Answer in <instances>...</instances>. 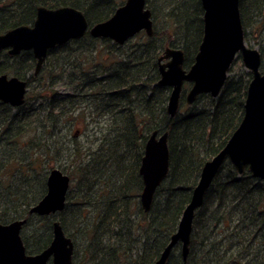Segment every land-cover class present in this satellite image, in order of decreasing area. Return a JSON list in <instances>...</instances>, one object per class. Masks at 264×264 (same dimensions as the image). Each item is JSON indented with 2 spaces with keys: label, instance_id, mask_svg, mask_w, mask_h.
Instances as JSON below:
<instances>
[{
  "label": "trees",
  "instance_id": "obj_1",
  "mask_svg": "<svg viewBox=\"0 0 264 264\" xmlns=\"http://www.w3.org/2000/svg\"><path fill=\"white\" fill-rule=\"evenodd\" d=\"M123 2L0 0V34L17 25H32L38 6L74 7L91 26L108 19ZM146 4L152 12L153 35L138 33L132 43H124L129 50L108 39H102L107 49L97 50L92 42L96 39L87 32L48 51L46 59L55 55L54 63L61 51L74 58L69 69L78 73L69 74L77 85L71 92L57 93L52 81L47 95L26 92L20 106L0 101V223L26 219L21 237L27 253L49 244L57 220L73 242L74 264L80 263L75 255L77 232L90 238L83 249V264H152L176 231L203 163L224 146L241 121L251 75L231 68L232 75L228 74L215 98L201 94L193 104L184 105L190 86L185 83L178 112L168 115L170 88L157 84V58L166 47H175L184 53V68L193 63L203 34V9L200 0H160L155 5L161 10L151 0ZM239 11L244 39L255 32L264 65V0H239ZM158 16L162 21H157ZM106 57L108 62L100 60ZM7 59L13 61L11 66L6 65ZM34 67L30 50L15 56L0 51V74L26 79L28 86L36 79ZM84 101L94 116H106L112 137L105 135L94 152L81 153L76 144L69 169L63 171L71 178L70 186L79 185L78 193L72 197L68 191L64 208L56 214H30L29 208L46 193L50 161L60 155L51 137L60 128L59 121L71 118ZM153 130L168 132L169 171L145 212L139 201L138 171L144 143ZM33 219L41 223L32 226ZM28 228L34 248L25 236ZM104 237L114 241L104 243ZM127 252L134 253L130 261L124 256ZM166 264H183L180 245L173 248ZM186 264H264V180L248 169L238 175L229 161L223 163L195 213Z\"/></svg>",
  "mask_w": 264,
  "mask_h": 264
},
{
  "label": "water",
  "instance_id": "obj_2",
  "mask_svg": "<svg viewBox=\"0 0 264 264\" xmlns=\"http://www.w3.org/2000/svg\"><path fill=\"white\" fill-rule=\"evenodd\" d=\"M203 9V34L193 63L184 68L181 48L166 47L157 58L159 86L170 88L166 111L173 117L179 109L185 82L191 83L185 95L192 104L198 95L206 93L216 97L237 56L251 73L243 103V115L237 128L224 146L200 170L199 179L191 191L177 229L159 257L152 264H166L174 246L180 245L183 264L189 253L193 220L202 207L205 195L225 161H229L238 175L245 169L255 178L264 180V69L261 54L248 47L239 11V0H200ZM144 31L153 35V18L146 0H124L106 20L91 26L82 11L71 6L47 8L38 6L32 25H17L0 34V51L11 56L30 50L35 59L37 75L55 46L81 39L87 32L93 38H107L124 44ZM27 80L6 73L0 74V101L17 107L24 103ZM168 132L153 130L147 137L139 165L142 189L139 201L142 209L150 210L155 192L169 171ZM70 177L58 168L46 176V193L29 208L30 214L39 216L56 214L66 202ZM26 219L0 223V264H73L74 245L59 221L52 223L49 244L34 254H28L21 237Z\"/></svg>",
  "mask_w": 264,
  "mask_h": 264
},
{
  "label": "rangeland",
  "instance_id": "obj_3",
  "mask_svg": "<svg viewBox=\"0 0 264 264\" xmlns=\"http://www.w3.org/2000/svg\"><path fill=\"white\" fill-rule=\"evenodd\" d=\"M151 1H152L153 7H155L156 10H159V9L161 10L160 6L155 5L159 3L160 0H151ZM157 21L159 22L162 21V18L158 16ZM133 41H129V43H132ZM81 42L88 43L91 41L82 40ZM92 42L98 45L97 47H95V49L97 50L104 51L107 49V47L103 45L104 41L96 39ZM245 42L248 47L257 48V49L258 47H260L258 45L259 39L257 38V36H255V32L246 35ZM109 44L113 46L111 43ZM124 49L129 50L127 46H125ZM130 50H132V48ZM4 54L5 52H3L2 54L3 57H4ZM53 56L45 60V63L42 66L43 68L35 76L36 79L28 84L27 93L28 94L30 93V96H35L38 92H41V94L47 95V91L50 90V87H49L50 82L52 81H54V84H56L53 87V90L63 95L71 92L72 88L77 85L74 81V78H73V82H71V79L73 76L71 77V75L69 74V72L71 71H74L76 74L78 73V69H74V68L72 70L69 69V67L72 65L74 58L70 56L67 58L66 52L61 51L59 61L57 63H54L52 59ZM7 60L8 61L6 62V65L11 66L13 64V61H11V59H7ZM100 60L108 62L109 57H106V59H100ZM107 62L105 63V66H108ZM101 64L102 63L100 62L98 63L99 66ZM231 69H232L231 72H248V70L244 67L240 57H237L234 60L231 66ZM63 70H65L64 74H62ZM231 72L228 74L232 75ZM7 75L12 76L10 73H8ZM184 105H187L186 102H184ZM64 117L59 121L60 128H58L57 130L55 129V134L51 137V140L57 141V146L60 149V155L50 161L51 166L47 168V173L49 172V170H51L54 167L60 169L61 171H63V169H66V170L69 169L66 166H68L69 161L73 158L72 152L76 144L78 146V150L81 151V153L84 151L85 153L88 151L94 152L96 151L97 147L99 146V144L101 143L105 135H106V138L112 137L111 135H108L107 133L108 122L106 121V116H99V117L94 116L93 113L89 112V108L85 101L80 103L78 107L76 108V110L73 111L71 118H68L66 116ZM112 183H113V180H112ZM70 187L73 188L72 190L71 188L69 189L70 196L73 197L78 193L79 185L70 186ZM40 223L41 222L37 219L32 220V226H35V225L37 226ZM30 231L31 229L28 228L26 230L25 236L28 238V243L32 246L31 248H34L36 243L34 241V238L30 236L31 234ZM70 231L73 232V229L70 228ZM219 234L221 235L220 232ZM213 235H214V239L218 240L219 235L215 233ZM89 239H90L89 237L87 239V236L85 235V233L83 234L81 232L76 233L75 240H76L77 248H76L75 255L76 257H78V259H80L79 264H83L82 257L85 256V254H83L84 252L83 249H86L85 247L87 243L90 242ZM113 241L114 239L112 238L108 239L107 237H104L103 239L104 243H108V242L112 243ZM124 256L127 261H130L131 259L134 258V253L127 252L125 253Z\"/></svg>",
  "mask_w": 264,
  "mask_h": 264
},
{
  "label": "flooded vegetation",
  "instance_id": "obj_4",
  "mask_svg": "<svg viewBox=\"0 0 264 264\" xmlns=\"http://www.w3.org/2000/svg\"><path fill=\"white\" fill-rule=\"evenodd\" d=\"M99 40H101L102 41V39H99ZM104 40V39H103ZM109 40V39H108ZM134 39H129L127 42H129V41H133ZM110 41V40H109ZM112 41V40H111ZM113 42V41H112ZM121 46H125L124 44L123 45H121ZM261 69H264V65H262V62H261ZM185 83H189V82H185ZM185 83H184V85H185ZM184 85H183V87H184ZM189 85L191 86V83H189ZM182 93V92H181ZM186 94V93H185ZM181 98V97H180ZM184 99H185V96H184ZM168 142V141H167ZM145 144V143H144ZM139 172V171H138ZM65 173V172H64ZM70 185H71V178H70ZM70 185H69V189H70ZM69 189H68V191H69ZM67 194H68V192H67ZM67 197V196H66ZM22 230V229H21ZM25 245V244H24ZM27 252V251H26ZM35 253H37V252H35ZM28 254H34V253H28Z\"/></svg>",
  "mask_w": 264,
  "mask_h": 264
},
{
  "label": "bare ground",
  "instance_id": "obj_5",
  "mask_svg": "<svg viewBox=\"0 0 264 264\" xmlns=\"http://www.w3.org/2000/svg\"><path fill=\"white\" fill-rule=\"evenodd\" d=\"M193 230V229H192ZM174 247H176V246H174ZM170 256V255H169ZM182 257V256H181ZM187 258H188V256H187ZM187 261V260H186ZM186 264V263H185Z\"/></svg>",
  "mask_w": 264,
  "mask_h": 264
}]
</instances>
